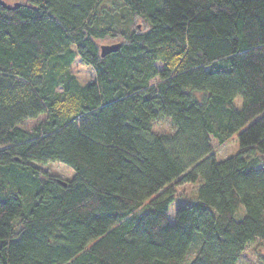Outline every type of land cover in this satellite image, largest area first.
Masks as SVG:
<instances>
[{
  "label": "trees",
  "instance_id": "1",
  "mask_svg": "<svg viewBox=\"0 0 264 264\" xmlns=\"http://www.w3.org/2000/svg\"><path fill=\"white\" fill-rule=\"evenodd\" d=\"M16 3L0 5V264H238L264 245V0ZM106 41L121 48L102 57Z\"/></svg>",
  "mask_w": 264,
  "mask_h": 264
},
{
  "label": "rangeland",
  "instance_id": "2",
  "mask_svg": "<svg viewBox=\"0 0 264 264\" xmlns=\"http://www.w3.org/2000/svg\"><path fill=\"white\" fill-rule=\"evenodd\" d=\"M8 3H16L18 0H5ZM139 24V23H138ZM144 25V27H142ZM139 24L141 28H147L146 24ZM146 25V26H145ZM103 45H111L108 41L104 42ZM73 72L78 78L81 84H85L91 79L94 78L93 70L83 64L80 59H77L73 66ZM158 130H169L167 125L157 126ZM239 151V142H238V135L235 134L225 145L217 146L216 148V156L218 160L227 159ZM41 166V165H39ZM41 168L46 170L49 174L55 175L63 180L70 179L74 172L69 167L60 164V163H48L46 165H42ZM198 185L197 184H186L178 187L176 199L170 206V218L171 222H174L175 213L177 207L180 205H184L189 203L193 200ZM259 254L264 255V245L260 242H256L251 244L248 249L245 251L241 260L238 264H257ZM193 252L191 253V256Z\"/></svg>",
  "mask_w": 264,
  "mask_h": 264
},
{
  "label": "water",
  "instance_id": "3",
  "mask_svg": "<svg viewBox=\"0 0 264 264\" xmlns=\"http://www.w3.org/2000/svg\"><path fill=\"white\" fill-rule=\"evenodd\" d=\"M0 5L4 6L5 8H7L8 10H14L18 7L21 6L20 3H15V4H7L4 0H0ZM121 48V44L120 43H115V44H111V45H103L101 47V56L105 57L106 55L112 53V52H116ZM61 184L66 185L64 182L59 181Z\"/></svg>",
  "mask_w": 264,
  "mask_h": 264
}]
</instances>
